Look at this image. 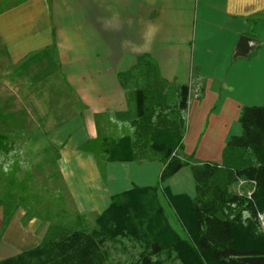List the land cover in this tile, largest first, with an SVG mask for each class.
<instances>
[{
	"label": "crops",
	"instance_id": "1",
	"mask_svg": "<svg viewBox=\"0 0 264 264\" xmlns=\"http://www.w3.org/2000/svg\"><path fill=\"white\" fill-rule=\"evenodd\" d=\"M260 15L264 0H0L5 54L18 61L52 49L82 105L54 132L59 138H51L62 145L57 170L79 214L102 212L111 195L132 183L153 185L163 168L158 161L107 162L102 179L94 154L78 149L103 137L96 134L99 115L134 120L137 94L144 105L156 98L175 104L178 87L187 85L185 132L176 152L182 160L221 163L226 143L242 133L241 109L264 104V27L257 26L258 46L239 53L253 41L244 35L246 19ZM163 186L195 197L189 165ZM1 224L0 207V259L42 241L30 237L18 209L3 232Z\"/></svg>",
	"mask_w": 264,
	"mask_h": 264
},
{
	"label": "trees",
	"instance_id": "2",
	"mask_svg": "<svg viewBox=\"0 0 264 264\" xmlns=\"http://www.w3.org/2000/svg\"><path fill=\"white\" fill-rule=\"evenodd\" d=\"M246 22L244 35L257 39V26L264 27V15ZM243 51V47L239 48V53ZM235 57H231L232 61ZM177 99L172 104L156 98L144 105L137 94V117L129 122L133 129L129 134L98 137L79 146L96 155L102 177L105 162L163 164L153 185L132 183L130 188L111 195L107 209L96 217L100 226L97 231L104 241H116L124 233L140 237L146 250L160 253L167 249V256L175 253L181 264H264V232L258 219L264 214V104L241 109L242 133L226 143L221 163L191 162L189 158L180 159L176 152L182 147L185 132L187 85L178 87ZM13 146V139L0 132V153L8 154ZM187 165L195 182L193 198L185 193L174 195L163 186L166 179ZM16 173L17 169L9 172L0 197L1 232L25 202L17 195L18 190L25 191V182L13 187ZM240 180L253 183L249 196L230 190ZM161 198L173 211L180 234L169 223ZM105 257L95 232L79 228L53 239L45 238L35 247L0 259V264H103Z\"/></svg>",
	"mask_w": 264,
	"mask_h": 264
},
{
	"label": "rangeland",
	"instance_id": "3",
	"mask_svg": "<svg viewBox=\"0 0 264 264\" xmlns=\"http://www.w3.org/2000/svg\"><path fill=\"white\" fill-rule=\"evenodd\" d=\"M18 1L21 0L15 3ZM258 44V39L246 46L244 43V50L255 49ZM0 52V132L14 141L11 152L0 153V197L9 172L17 169L13 187L16 189L25 182V191L18 190L17 194L25 200L18 207L19 221L22 225L27 221L30 237L36 238L37 243L83 228L95 232L98 247L107 255L103 264H148L152 261L153 264H181L175 253L167 256V249L160 253L152 252L151 248L146 250L140 237L124 233L116 241H104L97 231L100 226L96 217L107 208L100 213L79 214L76 211L74 200L69 197L57 170L56 159L62 145L55 144L51 138H59L54 132L80 113L82 105L66 86L52 49L28 54L18 61L10 60L2 46ZM128 120V116L117 114L99 115L95 121L96 134L105 138L129 134ZM94 158L96 161V155ZM106 163L102 164L104 171ZM98 171L100 173L99 168ZM231 191L249 196L253 183L240 180L231 185ZM161 203L169 223L180 234L173 211L162 198ZM258 219L264 232V217Z\"/></svg>",
	"mask_w": 264,
	"mask_h": 264
},
{
	"label": "built area",
	"instance_id": "4",
	"mask_svg": "<svg viewBox=\"0 0 264 264\" xmlns=\"http://www.w3.org/2000/svg\"><path fill=\"white\" fill-rule=\"evenodd\" d=\"M259 217H260V218H263V217H264V214H260Z\"/></svg>",
	"mask_w": 264,
	"mask_h": 264
},
{
	"label": "clouds",
	"instance_id": "5",
	"mask_svg": "<svg viewBox=\"0 0 264 264\" xmlns=\"http://www.w3.org/2000/svg\"><path fill=\"white\" fill-rule=\"evenodd\" d=\"M129 130L132 131L133 129L131 128V126H129Z\"/></svg>",
	"mask_w": 264,
	"mask_h": 264
}]
</instances>
